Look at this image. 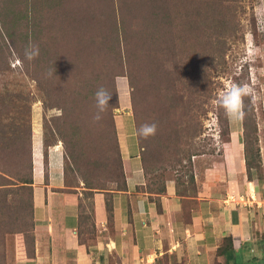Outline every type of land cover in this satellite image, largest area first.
Segmentation results:
<instances>
[{
    "label": "rangeland",
    "instance_id": "obj_1",
    "mask_svg": "<svg viewBox=\"0 0 264 264\" xmlns=\"http://www.w3.org/2000/svg\"><path fill=\"white\" fill-rule=\"evenodd\" d=\"M82 2L89 5L101 3L100 0ZM181 6L178 9L184 12ZM87 7L91 9V14L94 13L91 5ZM245 10L246 13L240 17L242 26L235 35L228 39L225 37L226 44L221 42L224 40L222 36L214 34L207 39L200 33L199 41L196 32L185 30L188 24H185L184 13L175 15L174 20L163 21V30L167 31V23H170L171 31L162 33L156 44L149 46L147 43L146 46L148 52L153 50L151 48L162 47L163 53L156 55L160 63L154 64L156 70H153L148 67L151 65L150 56H143V53L138 55V63L141 62L142 68H138L136 73L133 69L130 72L133 89L127 75L119 76L115 78V94L112 88L113 70H108L100 83L91 89L92 95L87 99L79 97L78 102L72 104L71 98L74 96H65L63 92L69 86H74L77 78L91 79L93 64L85 63L81 67L86 69L79 76L74 77L62 71V77L56 76L53 80L46 78L38 87L29 82L27 87H22L24 90L21 99L7 102L10 100L0 94V264H15L21 253L25 256L19 250V231L25 230L26 227H22L24 222L27 227L31 222L30 192L21 190V184L17 180L20 175L28 173L29 165L26 162V148L22 149L18 147V143L15 144V141L24 136L22 131H29L31 134V162L35 131L42 135L43 144L46 137L50 146L57 143L61 145L63 167L68 172L67 184L82 193L86 189V179L91 180L92 186L98 179L100 182L104 180L102 158L108 155L107 151L112 147V130L114 127L116 130L117 119L121 114H131L129 124L134 127L141 155L146 159V166L149 168L145 190L154 193L168 181L180 178L182 183L179 188L194 194L201 184L205 169L220 160L227 138L222 135L226 117L225 111L217 105L216 98L233 83H246L254 89L253 98H244L245 129L249 140H254L258 122L264 138L263 114L260 110L255 111V107H259L260 102L264 101V0H246ZM92 23L94 27L97 26L96 22ZM92 28L91 35H97L96 29ZM156 28L159 30L158 25ZM68 33L71 34V31ZM169 45H174L169 49L172 53L167 51ZM210 54L214 55L215 66L206 65V75L200 67L210 59ZM85 60L88 61V58ZM17 66L19 59L14 55L10 59L9 80H5L14 83L11 78L18 70ZM171 77L174 78L173 81ZM101 86L110 91L112 96L110 107L101 113L100 120H96L94 117L98 109L95 92ZM195 88H198L197 94L193 93ZM26 93H29V98H26ZM66 111L68 122L75 121L79 126L78 136L73 137V150L78 152L74 156L78 161L69 159L63 142L65 134L72 132L70 123L66 125L60 118ZM153 122L157 124L155 135L144 138L138 134L137 130L142 124ZM196 123L199 133L192 137L189 128ZM80 134L84 136L82 140H78ZM195 147L200 149L195 150ZM191 174L195 180L197 176L199 178L194 185L190 183ZM84 199L89 202V199ZM19 205L23 206L22 211L18 210ZM20 212L23 217L22 226L16 219ZM28 248L31 249L30 246ZM249 250L251 251L250 247L239 254L243 259L240 264L264 263V255L252 256ZM30 254L27 253L28 256ZM213 264L226 263L224 257L215 255Z\"/></svg>",
    "mask_w": 264,
    "mask_h": 264
},
{
    "label": "crops",
    "instance_id": "obj_2",
    "mask_svg": "<svg viewBox=\"0 0 264 264\" xmlns=\"http://www.w3.org/2000/svg\"><path fill=\"white\" fill-rule=\"evenodd\" d=\"M262 110L264 117V101ZM130 115H119L116 123L127 188L113 193L110 222L105 193L94 192V226L79 219V204L85 199L81 190L65 182L61 145L49 146L45 155L42 135L34 132V257L17 260L15 264H213L224 237L232 238L237 252L244 253L250 247L252 256L262 257L264 138L261 131L257 160L261 175L255 167L247 169L242 117L228 115L229 144L224 146L220 160L205 169L197 191L180 195L175 182L168 181L165 192L155 194L137 190L145 187L146 180L136 133L129 124ZM198 181L197 176L195 182Z\"/></svg>",
    "mask_w": 264,
    "mask_h": 264
},
{
    "label": "trees",
    "instance_id": "obj_3",
    "mask_svg": "<svg viewBox=\"0 0 264 264\" xmlns=\"http://www.w3.org/2000/svg\"><path fill=\"white\" fill-rule=\"evenodd\" d=\"M73 1L76 3L72 2V0H0V94H4V97L10 100L7 102L23 98L21 94H23V90L28 86L29 82H33L38 87L46 78L53 80L56 76L58 78L62 77V71L74 77L79 76L86 69L81 67L85 63L93 64L91 79L77 78L74 86H69V89L66 88V91L63 92L65 96H74L71 98L72 104H76L79 97L87 99L89 95H92L91 89L97 83H100L101 78L107 75L108 70H113L112 88L115 94V78L119 76L127 75L130 79V86L133 89L130 72L133 69L136 73V70L141 67V62L138 63L140 59L138 55L143 53V56L145 54L150 56L151 65L148 67H152L153 70H156L154 64L160 63L156 55L163 53L162 47L151 48L153 50L150 49L151 51L148 52L146 46L147 43L149 46L156 44L162 33L165 34L171 31L170 23H167V31L163 30L161 26L163 21L174 20L176 18L175 15L180 16L181 13H184L185 24H188L185 30L196 32L199 41L200 33L207 39L211 38V34H214L222 36L224 40L221 42L226 44L225 37L228 39V37L236 34L239 27L242 26L240 17L246 13V0H100V4H90L94 11L92 14L89 11L91 9L87 7V5L90 6L88 3H83V0ZM179 5H182L181 9L184 8V12L178 9ZM92 22H96L97 26L94 27ZM156 25H158L159 30ZM91 28L96 29L97 35H91ZM69 31H71V34L68 33ZM30 45L39 47V55L29 61L25 57V50ZM173 46H167V51L172 53V50L169 49ZM14 55L19 59V66H17L18 70L12 75L13 83L8 80L11 74L10 59ZM209 56H211L210 59L201 64L200 67L206 75L205 66H212L215 61L214 55L210 54ZM206 57L208 56L206 55ZM87 58L88 61L85 60ZM172 70H176L174 66H172ZM143 71L145 72V69ZM139 73L137 72V74ZM6 78L8 80H5ZM203 78L205 79V77ZM170 79L171 81L174 80L173 77ZM206 81L208 83V80ZM54 91L55 89H53ZM193 93L197 94L198 88H195ZM28 94L26 93V98H29ZM32 95L34 96L33 93ZM258 110L263 114L262 101L259 107H255V111ZM68 117L67 111L60 117L66 125L70 123L72 130L70 134L63 135V142L69 159L76 160L77 157L74 155L77 156L78 152L73 150L75 144L73 137L78 136L79 126L75 121L68 122ZM225 117V129L222 131V135H226L225 145H227L229 144V121L226 112ZM75 120H78V118ZM242 123V140L245 145L247 169L250 170L255 167L259 175H261L260 165L257 163L260 158L258 144L259 123H256L254 140H249L247 136L243 116ZM189 131L192 137H195L199 133L198 124H193ZM22 132L24 136L15 141V144L18 143V147L22 149L26 148V162L29 165L28 173L20 175L17 180L21 184V190L30 192L29 210L31 222L27 227L25 222L23 223L22 212H20L21 214L18 213L16 218L19 220L18 224L22 226L23 223L22 227H26L25 230L19 231L21 236L19 250L25 256L21 253L18 260L32 259L34 257L31 134L29 131ZM83 137L80 134L78 140H82ZM49 146L50 144L45 137V155ZM200 147L202 146L200 145ZM200 147H195V150H199ZM107 154L105 158H102L101 162L105 169L104 180L100 182V179H98L94 186H92L91 180H85V186L88 190L85 189L83 194L86 199H89V202H80L79 219L88 223V225H93L92 197L95 192L90 189H99L98 191L105 193V206L110 222L113 211V193L126 191L127 188L115 127L112 130V147H110L109 152L107 151ZM141 160L147 183L149 168H147L146 159L142 155ZM64 175L65 182H67L68 172L66 173V170H64ZM47 176L48 166L45 163V180H47ZM174 182L177 193L180 195L188 193V191L179 188L182 183L180 178H177ZM190 183L193 185L195 183L193 174L190 175ZM165 188L166 183L155 194L164 193ZM140 189L148 193H154L145 190V187L137 188V190ZM22 208L23 206L19 205L18 210L22 211ZM81 241H83L82 238ZM28 246H30V250ZM28 252L31 253V256L27 255ZM239 254L240 252L234 249L231 237H224L215 252L216 257H224L226 264L230 262H232L230 264H240L243 259L242 255Z\"/></svg>",
    "mask_w": 264,
    "mask_h": 264
},
{
    "label": "clouds",
    "instance_id": "obj_4",
    "mask_svg": "<svg viewBox=\"0 0 264 264\" xmlns=\"http://www.w3.org/2000/svg\"><path fill=\"white\" fill-rule=\"evenodd\" d=\"M38 55L39 47L36 45H30L29 48L25 50V57L29 61ZM111 96L112 93L103 86L97 89L95 92V98L98 112L94 119L100 120L101 113L110 107L109 101ZM245 97L253 98L254 89L246 83H233L223 93L217 96L216 103L226 112L227 115L239 118L244 115L243 108ZM137 131L140 136L148 138L149 136L155 135L157 124L155 122L144 123Z\"/></svg>",
    "mask_w": 264,
    "mask_h": 264
}]
</instances>
